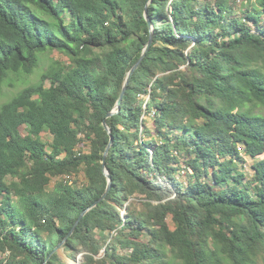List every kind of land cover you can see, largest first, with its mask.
<instances>
[{
  "label": "trees",
  "instance_id": "obj_1",
  "mask_svg": "<svg viewBox=\"0 0 264 264\" xmlns=\"http://www.w3.org/2000/svg\"><path fill=\"white\" fill-rule=\"evenodd\" d=\"M52 51L0 104V264H264V0H0V95Z\"/></svg>",
  "mask_w": 264,
  "mask_h": 264
},
{
  "label": "rangeland",
  "instance_id": "obj_2",
  "mask_svg": "<svg viewBox=\"0 0 264 264\" xmlns=\"http://www.w3.org/2000/svg\"><path fill=\"white\" fill-rule=\"evenodd\" d=\"M236 13L238 14V9L237 7L235 6L234 7ZM236 13L232 14V15H235ZM52 59L54 60H59L61 62H68L67 60V57L64 56L63 54L57 52V51H52L50 53H47V55L43 56L42 60H41V63L39 65V67L35 70L34 73H32L28 78H27V81L25 83H20L19 81L15 82V84H9V85H5L3 87V90H2V93L0 95V104L3 103L4 101H6L11 95H13L14 93H16L20 88H22L24 85H26V83H33V82H36L38 77H39V74L42 70L46 69L50 63L52 62ZM42 138L44 140H47L50 142L51 140V135L50 133L48 132H42ZM84 146V147H83ZM80 148L84 149V150H87V145L85 143V145L83 143H79L77 146H76V150H79ZM240 152H241V158H239L237 160V164H238V169L247 173V177L252 174L253 172V169H252V164L253 162L255 161L254 158L252 157H249L248 155H246L244 153V150H243V146L240 145ZM47 150H50L49 147ZM63 154L60 155V157H62ZM262 157V156H261ZM63 179V178H61ZM59 178H56V179H53L52 182L50 184L47 185V190H50L53 185L61 180ZM68 180L70 181L69 183H71L73 186H76V185H80L83 181H84V175L82 173H79V175H74V174H71L70 177H68ZM76 182V183H75ZM167 222L169 223L170 227H173V223L171 221L170 218H168ZM60 254L62 256V258L68 263V264H76L78 262H81L82 261V256L81 254H78L76 256V259H73L71 257H66L63 255L62 253V250L60 249Z\"/></svg>",
  "mask_w": 264,
  "mask_h": 264
},
{
  "label": "water",
  "instance_id": "obj_3",
  "mask_svg": "<svg viewBox=\"0 0 264 264\" xmlns=\"http://www.w3.org/2000/svg\"><path fill=\"white\" fill-rule=\"evenodd\" d=\"M150 0H148V2H149ZM145 16H146V19H147V21H148V23H149V26L150 27H152V25H151V19L148 17V15H147V5H146V7H145ZM152 39H153V33H152V31H151V33H150V36H149V38H148V40H147V42H146V44L144 45V48H143V52H142V55H141V57H140V59L131 67V69L129 70V72H128V75H127V78H126V81H125V85H124V87H123V90H122V93L125 91V89H126V85H127V83H128V80H129V77L131 76V74L133 73V71L137 68V66L139 65V63L141 62V60H142V58H143V55L145 54V52L147 51V49H148V47L150 46V44L152 43ZM119 102H120V98H119V100H118V102H117V109H113V110H111L110 112H108L107 113V116H111V115H113L114 113H116L118 110H119V106H118V104H119ZM102 125H103V127H104V129L109 133V134H111V130H110V127L108 126V124H107V122H106V120H103V122H102ZM112 140H113V138H112V136L110 137V140H109V142H108V144H107V146H106V148H105V150H104V153H103V159H102V169H103V172H104V174H105V176H106V178H107V187H106V190H105V192L102 194V196L97 200V201H95L93 204H91L89 207H87L85 210H83V212L80 214V216H79V219L89 210V209H91L93 206H95L101 199H103L104 197H105V194H106V192L109 190V188H110V186H111V175H110V173H109V171H108V169H107V167H106V163H105V160H106V157H107V154H108V151H109V149H110V147H111V143H112ZM78 219V220H79ZM77 220V221H78ZM77 223V222H76ZM62 243L63 242H61V243H59V245L57 246V248L60 246V245H62ZM62 250V249H61Z\"/></svg>",
  "mask_w": 264,
  "mask_h": 264
},
{
  "label": "built area",
  "instance_id": "obj_4",
  "mask_svg": "<svg viewBox=\"0 0 264 264\" xmlns=\"http://www.w3.org/2000/svg\"><path fill=\"white\" fill-rule=\"evenodd\" d=\"M67 178H68V177H67ZM65 179H66V177H65ZM67 181L70 182L68 179H67ZM70 184H71V183H70Z\"/></svg>",
  "mask_w": 264,
  "mask_h": 264
}]
</instances>
